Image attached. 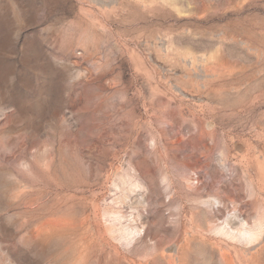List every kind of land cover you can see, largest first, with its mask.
I'll return each instance as SVG.
<instances>
[{
  "label": "rangeland",
  "instance_id": "obj_1",
  "mask_svg": "<svg viewBox=\"0 0 264 264\" xmlns=\"http://www.w3.org/2000/svg\"><path fill=\"white\" fill-rule=\"evenodd\" d=\"M0 264H264V0H0Z\"/></svg>",
  "mask_w": 264,
  "mask_h": 264
}]
</instances>
